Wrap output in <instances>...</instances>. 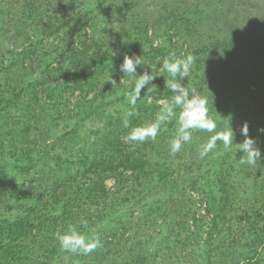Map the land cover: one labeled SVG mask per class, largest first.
Here are the masks:
<instances>
[{
	"label": "rangeland",
	"instance_id": "374dc122",
	"mask_svg": "<svg viewBox=\"0 0 264 264\" xmlns=\"http://www.w3.org/2000/svg\"><path fill=\"white\" fill-rule=\"evenodd\" d=\"M119 1L0 0V94L21 98L16 108L0 102V149L6 151L0 155L5 178L0 213L23 210L8 193L13 182L22 184L15 191L26 207L49 180L76 173L81 156L93 153L96 139L110 138L108 129L128 105L139 112L144 105L157 106L145 111L137 133L123 137L121 149L133 154L146 148L149 156L162 145L166 152L156 163L171 165L167 174L174 180L172 187L159 182L154 166L141 180L123 169L126 182L120 188L107 178L115 201L106 216L97 220L76 213L51 242L41 233L35 239L50 245L44 252L35 250L27 235L26 264H264V47L259 39L264 0ZM228 6L230 51L236 50L230 59L222 52L225 43L213 38L228 27L211 13ZM34 13L43 23H56L37 38L29 26L31 17L37 21ZM70 13L79 31L66 19ZM209 23L219 29L208 32L202 24ZM75 33L84 37L89 52L107 60L132 41L145 49L168 45L170 50L164 58L114 59L84 78L82 89L72 90L64 65L67 47L79 37ZM206 42L214 47L192 58ZM27 43L39 49L28 50ZM43 65V77L62 84L51 94L36 91L33 105L26 107L31 103L26 86L40 78L37 69ZM170 85L175 94L169 101L140 91ZM41 140L43 145L34 146ZM27 150L31 161L22 158ZM10 151L20 162L8 156ZM193 153L198 156L191 158ZM222 186L225 193L219 192ZM216 201L223 208L214 215Z\"/></svg>",
	"mask_w": 264,
	"mask_h": 264
},
{
	"label": "trees",
	"instance_id": "16d2710c",
	"mask_svg": "<svg viewBox=\"0 0 264 264\" xmlns=\"http://www.w3.org/2000/svg\"><path fill=\"white\" fill-rule=\"evenodd\" d=\"M121 1L123 0H120L118 3H122ZM201 1L202 0H196L195 2L200 4ZM173 10H175V8L172 7L171 11ZM211 13L213 14V17L216 18V21H222L224 22V25L228 27L223 28L224 30H219L220 33H215L213 38L216 39V41L220 40L219 42L225 43L226 47H223L222 52L230 59V52L236 51L235 48L230 51V6L223 10H213ZM34 16L37 17V21H34V17H31L30 21L32 23H30V25L28 24L29 26L35 27L30 28V31L34 34V38H37L39 34H46L49 29L56 25L55 22L50 23V20L43 23L41 20L42 17L38 13H34ZM66 19H68L72 25L75 22L74 29L77 31L80 30L81 26L78 25L79 21L75 17V14L70 13L66 16ZM220 22H216L219 27ZM202 26H205L208 32H211L213 29H219L216 24L212 23L207 25L202 24ZM242 26L243 24L238 25L237 30H240ZM235 29L236 28L232 30ZM75 34L79 37L74 41V44L67 47V50L65 51L67 54V60L64 65L68 72V75H65L66 86L72 90L75 86L82 89V81L84 78L89 77L97 70H104V68L109 65V62L114 59L119 61V58H125L127 55L131 57L145 56L154 59L157 57L164 58L165 54L170 50V46L168 45L150 46L148 49H145L142 44L132 41L130 43L128 42V44H123L122 47L116 50L114 55L107 60L101 55H98V51L89 52V44L85 43V39H83L84 37L79 33ZM259 39L264 47V31L259 35ZM252 41L253 38L250 37V42ZM211 47H214V45H211L208 42L201 44L197 49H194L192 58H196L198 55L208 52ZM27 49L36 52L39 47L36 48L33 43H27ZM249 57H251L250 54L246 59ZM189 58L190 57L184 58V60ZM45 67L46 65H43L42 67L39 66L37 72L40 74V78L34 80V83L31 86H26L29 90L27 92L29 99L31 100V103L26 101V107L33 105V101L36 100V91L38 94H43L44 91L46 94H51L53 90L59 88L62 84L58 81L56 76L53 77L56 79H48V76L43 77ZM19 89L22 91L25 90L24 82L19 86ZM140 91L150 96H155V93L159 94L162 96L160 98L167 101L173 96L172 92L175 94L173 85L168 87H155L152 89L143 87ZM14 96L15 95L11 94L5 97L3 94H0V102H4V107H10L9 103H11V107L16 108V104L21 102V98H14ZM133 106L134 105H128L125 116L123 118H116V122L113 121L114 126L108 129L110 130L109 139H104L106 134L103 137H100V139H96L94 141L96 148L93 153H85L81 156L79 161L81 167L76 170V173L57 176L49 180L43 185L41 193L33 196L35 199L33 205L26 207L22 206L21 199L19 200V197H17L18 193L15 190L18 189L19 185L22 187V184L13 182V184L10 185L8 193L12 202H15V204H18L19 202V206L23 207V210H18L12 216L0 213V264H26V261L29 260V255L24 250V241H26L27 235L32 238L33 241L29 242H32L33 246H35V250L38 252L41 250L43 252L50 250L48 247L50 245L47 246L46 242H42V239L36 240L35 237L41 236L42 233L43 236L51 242L53 240L52 236H55L54 232L65 229L67 219L71 218L76 213L87 212L89 213L88 219L96 218L97 220H102L106 216L104 211L107 207L109 208L112 206L115 201L113 200L112 192L108 190V187L105 184V180L113 177L115 179V186L120 188L119 184L126 182L123 169L130 168V170L134 171L135 177L141 180L145 178L146 169L154 166L159 182L163 183L165 186H167L169 182V185L172 187L171 184L174 180H169L170 177H168L167 174L172 166L164 163L166 165L161 167L156 163L158 159H163L161 156L166 152L165 147L161 145V147L156 148L153 155L149 156H147L146 148H141L139 149V152L133 154L126 153L121 149V145H123L122 141L124 140L123 137L126 135L130 137L135 134V132L137 133L139 125L146 119L145 111H147L148 108H155L157 105H144V111L142 112H139V107L135 109ZM136 111L139 113L135 114ZM30 117L32 116L30 115ZM26 120L27 118H24L21 123H24ZM31 124H33V122ZM40 145H43L42 140L38 143L35 142L34 146L38 147ZM29 151L30 150L23 152L22 158L31 161ZM5 152L1 147L0 155ZM8 156L14 158V161H18L17 155L14 151H10ZM196 156H198V154L193 153L191 158ZM4 180V173L0 170V181ZM156 186L159 188V185ZM219 192L225 193L224 186L219 188ZM3 194L4 193L0 190V201ZM39 203L42 204L43 209L35 207L37 204L40 206ZM48 206H52V208H49L47 211L44 208H47ZM214 206L216 207L214 215H216L223 208V205H220V203L217 202ZM92 208L97 209L93 211ZM56 210L58 212H56ZM34 211L37 213L40 211V213L36 215ZM32 214L33 216H31ZM47 222H50L51 224L47 225ZM33 229L36 232L33 233ZM46 256V253L42 255V257ZM34 262L35 261L33 260L32 263L34 264Z\"/></svg>",
	"mask_w": 264,
	"mask_h": 264
}]
</instances>
